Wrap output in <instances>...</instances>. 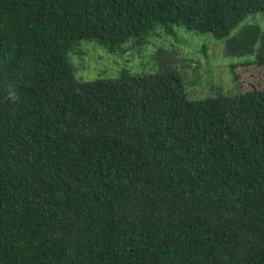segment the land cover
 <instances>
[{"label":"trees","instance_id":"trees-1","mask_svg":"<svg viewBox=\"0 0 264 264\" xmlns=\"http://www.w3.org/2000/svg\"><path fill=\"white\" fill-rule=\"evenodd\" d=\"M263 12L264 0H0V264H264V45L257 30L230 37ZM172 25L254 55L232 67L236 95L188 100L168 67L75 77L77 42L110 53Z\"/></svg>","mask_w":264,"mask_h":264},{"label":"rangeland","instance_id":"rangeland-1","mask_svg":"<svg viewBox=\"0 0 264 264\" xmlns=\"http://www.w3.org/2000/svg\"><path fill=\"white\" fill-rule=\"evenodd\" d=\"M171 27L174 36H166L163 28L155 27L140 45L131 39L110 53L93 42H77L76 51L69 54L76 69L75 77L83 81L116 78L123 70L133 76H148L168 67L182 79L188 100L236 95L239 85L233 79L232 67L238 71L242 63L254 61V55L227 56L224 54L225 41L182 26ZM243 30H257L260 42L256 49L260 43L264 45V12L248 15L231 31L230 37Z\"/></svg>","mask_w":264,"mask_h":264}]
</instances>
